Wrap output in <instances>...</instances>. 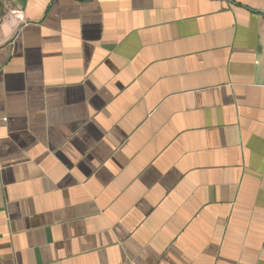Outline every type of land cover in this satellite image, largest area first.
I'll use <instances>...</instances> for the list:
<instances>
[{
  "label": "crops",
  "instance_id": "1",
  "mask_svg": "<svg viewBox=\"0 0 264 264\" xmlns=\"http://www.w3.org/2000/svg\"><path fill=\"white\" fill-rule=\"evenodd\" d=\"M0 264H264V0H0Z\"/></svg>",
  "mask_w": 264,
  "mask_h": 264
}]
</instances>
